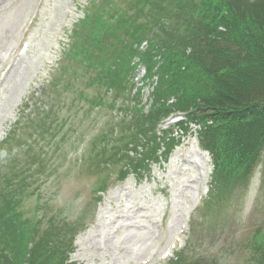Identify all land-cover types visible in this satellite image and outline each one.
I'll return each mask as SVG.
<instances>
[{"label": "rangeland", "instance_id": "rangeland-1", "mask_svg": "<svg viewBox=\"0 0 264 264\" xmlns=\"http://www.w3.org/2000/svg\"><path fill=\"white\" fill-rule=\"evenodd\" d=\"M164 3L0 0V264H264V156L222 189L197 123L147 118L156 80L136 56L153 39L136 29ZM114 62L107 88L94 76Z\"/></svg>", "mask_w": 264, "mask_h": 264}, {"label": "trees", "instance_id": "trees-1", "mask_svg": "<svg viewBox=\"0 0 264 264\" xmlns=\"http://www.w3.org/2000/svg\"><path fill=\"white\" fill-rule=\"evenodd\" d=\"M250 2L165 0L166 17L149 21L144 31L136 29L137 38L142 34L153 39L147 55L136 56L146 67L147 77L156 80L152 92L155 109L149 112L148 120H163L174 114L197 123L201 127L200 143L212 157L215 185L219 187L231 182L248 185L264 156V12L259 11V2ZM177 12L182 17L176 25L179 37L174 38L173 34L166 35L167 24ZM185 15L187 22H182ZM105 32L91 36L92 47L80 53L98 50L110 37ZM94 38L98 40L93 42ZM170 40L174 45L168 49L170 58L165 59L163 47ZM156 57L161 61L154 62ZM116 65L103 67L94 78L106 80L107 88L114 83L115 88L116 83H123L121 73L113 77ZM129 65L126 74L135 69ZM124 79L121 94L125 96L129 80ZM157 107L164 109L160 117Z\"/></svg>", "mask_w": 264, "mask_h": 264}, {"label": "bare ground", "instance_id": "bare-ground-1", "mask_svg": "<svg viewBox=\"0 0 264 264\" xmlns=\"http://www.w3.org/2000/svg\"><path fill=\"white\" fill-rule=\"evenodd\" d=\"M190 153V151H188V154ZM191 154H193V153H191ZM206 157H207V159L208 160H210L209 159V155L207 154V153H203ZM187 154L186 153H183L182 151H178V153H177V157L180 159L181 157H185ZM209 177V175L208 174H206V179Z\"/></svg>", "mask_w": 264, "mask_h": 264}]
</instances>
